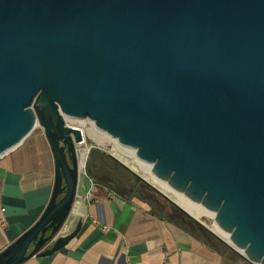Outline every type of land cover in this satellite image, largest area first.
I'll use <instances>...</instances> for the list:
<instances>
[{"label": "water", "instance_id": "1", "mask_svg": "<svg viewBox=\"0 0 264 264\" xmlns=\"http://www.w3.org/2000/svg\"><path fill=\"white\" fill-rule=\"evenodd\" d=\"M85 117L176 192L214 213L264 264V0H0V157L43 129L55 181L40 218L0 253L21 264L64 248Z\"/></svg>", "mask_w": 264, "mask_h": 264}, {"label": "crops", "instance_id": "2", "mask_svg": "<svg viewBox=\"0 0 264 264\" xmlns=\"http://www.w3.org/2000/svg\"><path fill=\"white\" fill-rule=\"evenodd\" d=\"M28 138L0 157V253L40 218L54 187L55 161L48 141ZM89 156V170L83 169L60 233L71 232L82 219L78 235L51 255L32 256L21 264H253L229 245L213 246L196 226L176 220L166 197L155 202L99 181L105 175L102 162Z\"/></svg>", "mask_w": 264, "mask_h": 264}, {"label": "rangeland", "instance_id": "3", "mask_svg": "<svg viewBox=\"0 0 264 264\" xmlns=\"http://www.w3.org/2000/svg\"><path fill=\"white\" fill-rule=\"evenodd\" d=\"M71 121L73 123H77L78 125H80L85 130V132H84L85 133L84 134L85 135V141L84 142L86 144L84 143L79 148V157L81 158V162H82L81 154H82L83 150L85 151V149H87V153H86V156H87L86 162H87L88 161L87 160L88 155L90 153L91 148L99 149L100 151H103V152L106 151L107 153H111V154L117 156L118 158H121L132 169H135L136 171H138L147 181H150L155 186H157L162 192L166 193L168 196L175 199L186 210L190 211L192 214L194 213L200 220H202V222H204L205 224H208L213 230V227H212L213 222H214V213L213 212H211L210 210H205V209H200V210L194 209V208L192 209L188 204L181 203L179 198H177V197L171 195L170 193L162 190L161 187L153 181V179L151 178V176L149 174H147L144 170L140 169L137 162L134 161V157L129 156V155H124L120 152L115 151V149H116L115 141H113L112 137H110L108 135V133H101L96 128H93L94 124H92V121L90 119H88V118H75V119H71ZM37 137H39V138L45 137L44 133H43V129H41V127H37L34 129V132L28 138V141L32 140L33 138H37ZM85 167H87V163H86ZM101 168L104 172L109 171V172H106L107 176H104V177L107 178V180L110 181L111 183H114L120 187H123L124 184H126V186L131 187L134 185V183H136L138 181L141 183H144L146 186H151L150 184L148 185L147 183L143 182L137 175H135V173L133 174L130 170H128L127 168H125L121 164L115 168L113 163L109 164L108 161L107 162L105 161V162H103V164L101 163ZM81 171H82V173H84L83 167H82ZM111 173L114 174L113 175L114 178H111V176L110 177L108 176V175H111ZM152 189L158 194L159 197H161L162 199L165 198V197H162L153 187H152Z\"/></svg>", "mask_w": 264, "mask_h": 264}, {"label": "trees", "instance_id": "4", "mask_svg": "<svg viewBox=\"0 0 264 264\" xmlns=\"http://www.w3.org/2000/svg\"><path fill=\"white\" fill-rule=\"evenodd\" d=\"M90 158L94 157H98L100 158L101 162H107L109 164L113 163L114 164V167H118L120 165V162L118 163L115 159H113L111 156H109L108 154H106L105 152L103 151H100L98 149H91L90 151ZM89 165H90V162L88 160L87 162V170H89ZM97 167V166H96ZM106 172L105 171V175L104 176H107L106 175ZM110 177V175H108ZM111 178H114V177H111ZM99 181L103 182L107 180V178L103 177L102 178H98ZM109 184V183H108ZM110 185H112L114 188H116L119 192L121 193H130V194H137V195H140V196H143L144 198H151L153 199L155 202H158L159 201V196L158 194L152 189L151 186H146L144 183H141V182H136L134 183L133 186L129 187V189L127 188L128 186H126V184L123 185V187H120L114 183H110ZM171 206H172V211L173 213L172 216L174 218H176V220H184L186 222V225H191V226H196V228L200 231V234L201 236L206 239L207 242H210L213 246L215 247H227V244L223 241V240H220L219 238H217L211 231L207 230L203 225H200L198 224L194 219L190 218L184 211H182L179 207L177 208L175 205H173L171 203Z\"/></svg>", "mask_w": 264, "mask_h": 264}, {"label": "bare ground", "instance_id": "5", "mask_svg": "<svg viewBox=\"0 0 264 264\" xmlns=\"http://www.w3.org/2000/svg\"><path fill=\"white\" fill-rule=\"evenodd\" d=\"M81 118H85V117H81ZM92 121V120H91ZM69 124H71V125H73V126H78V127H80V128H82L80 125H78L77 123H73L72 121H71V119H69ZM92 124H94V122L92 121ZM95 126V125H94ZM93 126V128H96V127H94ZM83 129V131L85 132V130H84V128H82ZM98 131H100L101 133H107L106 131H101V130H99L98 128H96ZM85 134V133H84ZM113 139V141H115L116 139L115 138H112ZM84 143H82V144H80V146L81 145H83ZM86 144V143H85ZM115 151H117V152H120V153H122V154H124V155H128V154H126V153H124V152H122L121 150H119L117 147H116V149H115ZM81 152V151H80ZM86 153H87V149H85V151L83 150V152H82V154H81V157H82V162H81V165L82 166H84L87 162H86ZM129 156H132V157H134V161H136L135 159H136V155H135V152H134V154L133 155H129ZM86 162V163H85ZM138 164V163H137ZM139 165V164H138ZM139 167H140V169H142V170H144L147 174H149L150 176H151V178L153 179V181L155 182V183H157L160 187H161V189L162 190H164V191H166V192H168V193H170L171 195H173V196H175V197H177V198H179L180 199V201H181V203H184V204H188L192 209L194 208V209H198V210H200V209H204V207L201 205V204H199V203H196V202H194V201H191V200H189L183 193H180V192H176L174 189H172V187L169 185V183H167L166 181H161V180H159L153 173H152V169H151V167H152V164L150 165V167L147 169V168H144V167H142V166H140L139 165ZM86 173V172H85ZM83 175V174H82ZM84 177V176H83ZM175 200V199H174ZM176 201V200H175ZM177 202V201H176ZM178 203V202H177ZM188 211V210H187ZM190 212V211H189ZM191 213V212H190ZM213 230H214V232L216 233V234H218L221 238H224V239H226L227 241H229L230 242V238H229V236H230V234H227V233H224V232H221L216 226H215V224H213Z\"/></svg>", "mask_w": 264, "mask_h": 264}, {"label": "built area", "instance_id": "6", "mask_svg": "<svg viewBox=\"0 0 264 264\" xmlns=\"http://www.w3.org/2000/svg\"><path fill=\"white\" fill-rule=\"evenodd\" d=\"M84 141H85V139H84ZM83 143H85V142H83ZM85 167V166H84ZM84 167H83V169H84ZM253 264H255V263H253Z\"/></svg>", "mask_w": 264, "mask_h": 264}]
</instances>
